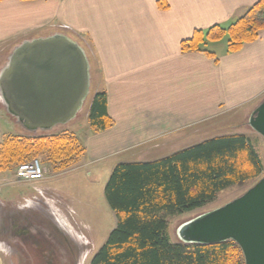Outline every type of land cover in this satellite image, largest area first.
I'll return each instance as SVG.
<instances>
[{
  "label": "crops",
  "instance_id": "crops-1",
  "mask_svg": "<svg viewBox=\"0 0 264 264\" xmlns=\"http://www.w3.org/2000/svg\"><path fill=\"white\" fill-rule=\"evenodd\" d=\"M258 1L2 0L0 70L23 42L64 35L78 43L89 62L88 99L105 94L112 121L106 131L94 134L88 125L75 136L84 149L81 162L114 159L115 167L134 151L164 152L178 144L173 137L237 109L251 116L264 99V30L232 54L227 46L208 51L207 43L203 49L217 61L181 52L180 44L195 31L238 19Z\"/></svg>",
  "mask_w": 264,
  "mask_h": 264
},
{
  "label": "trees",
  "instance_id": "trees-1",
  "mask_svg": "<svg viewBox=\"0 0 264 264\" xmlns=\"http://www.w3.org/2000/svg\"><path fill=\"white\" fill-rule=\"evenodd\" d=\"M166 7L159 3V8ZM263 30L264 0H259L228 24L195 31L191 39L181 42L180 49L217 61L203 49L208 42L225 39L227 54H232L255 42ZM106 104L103 93L91 100L88 125L94 134L112 127ZM3 140L0 172L29 163L40 154H46L45 161L62 171L78 163L84 153L80 141L67 134L33 140L6 136ZM262 171L260 158L242 134L210 138L148 163L117 164L104 188L116 225L90 264H244L240 248L232 241L171 243L167 220L205 206L230 187L260 178Z\"/></svg>",
  "mask_w": 264,
  "mask_h": 264
},
{
  "label": "rangeland",
  "instance_id": "rangeland-1",
  "mask_svg": "<svg viewBox=\"0 0 264 264\" xmlns=\"http://www.w3.org/2000/svg\"><path fill=\"white\" fill-rule=\"evenodd\" d=\"M219 42L221 43L208 42L206 49L219 53L226 48V41L223 39ZM89 103H91L90 99L87 98L77 117L68 124L57 126L44 133L33 134L24 131L15 123L14 119L6 115L4 110H0V143L6 136H18L33 140L41 136L67 134L77 137L78 134L80 138L82 137L80 133L88 127ZM1 104L0 100V108ZM249 115L250 112L245 113V111L237 109L216 121L188 129L181 135L173 137L171 142L178 144H171L172 146L167 150L164 149V152L138 154L134 151L123 156L122 161H125L123 163H143L144 161L148 163L150 161L148 158H164L175 153L171 151L177 152L216 136L242 134L249 139L260 158L263 168L260 178L220 192L212 202L199 209L168 218L167 233L171 243L180 242L178 229L183 224L240 197L264 176V138L250 128ZM46 156V154H40L35 157L43 166L45 172L43 181L18 182L15 179V166L0 172V264H43L39 253L29 243H26L30 241L29 237L13 236L10 228L8 234L1 231L3 230L2 226L8 224L7 221H4V217L11 211L16 216L26 217V220L30 222L29 225L21 222L16 227V231L27 230L35 240H40L42 244L47 243L51 249L45 248L44 252L47 250L54 252L57 263L62 259L63 253L60 248L53 247L49 243L51 241H47L48 231L52 226L56 225L70 244L78 249L76 264H90L95 253L105 244L109 234L115 228V215L109 209L104 197V188L114 169L112 167L114 159L104 160L90 167L83 166V162L79 160L78 163L67 169L58 171L55 169L57 165L51 166V163L45 161L47 160ZM33 222L38 224L37 226L45 228L38 227L39 230H35ZM10 223L15 224L16 221L12 220Z\"/></svg>",
  "mask_w": 264,
  "mask_h": 264
},
{
  "label": "water",
  "instance_id": "water-1",
  "mask_svg": "<svg viewBox=\"0 0 264 264\" xmlns=\"http://www.w3.org/2000/svg\"><path fill=\"white\" fill-rule=\"evenodd\" d=\"M89 87L85 52L64 35L23 42L0 70L4 110L28 133L47 132L73 121ZM248 124L264 138V100ZM178 237L186 245L232 241L240 248L244 264H264V176L240 197L183 224Z\"/></svg>",
  "mask_w": 264,
  "mask_h": 264
},
{
  "label": "flooded vegetation",
  "instance_id": "flooded-vegetation-1",
  "mask_svg": "<svg viewBox=\"0 0 264 264\" xmlns=\"http://www.w3.org/2000/svg\"><path fill=\"white\" fill-rule=\"evenodd\" d=\"M5 212H7V211H5ZM12 220H15L16 223L15 224L10 223V221H12ZM4 221H7L8 224H5V226H2L3 230H1V231L8 234V231L10 228L11 234L13 236L24 235V236H26V238L29 237L30 241L26 242V243H29V245L39 253L41 261L43 264H76V260L78 259L77 258L78 249L75 248L72 244H70L67 237L60 232V229L56 225L52 226L51 229H49L50 231H48V235H47L48 240L47 241H51L49 243H51V245H53V247L61 249V253H63V254H62V259L59 260V263H57V261H55L56 257L54 255V252L49 251V250H47V252H44L45 248L51 249V247L49 245H47V243L42 244L40 242V240H35L34 236H30L29 232H27V230H24L23 232L16 231V227L21 222H25L28 225L30 224V222H28L26 220V217L16 216V214L11 211V213H9L7 216L4 217ZM33 224L35 226V230H39V228L43 227V226H41V227L37 226L38 224H36L34 222H33ZM11 227H12V229H11ZM44 228L45 227H43V229ZM71 241L73 242V240H71Z\"/></svg>",
  "mask_w": 264,
  "mask_h": 264
},
{
  "label": "built area",
  "instance_id": "built-area-1",
  "mask_svg": "<svg viewBox=\"0 0 264 264\" xmlns=\"http://www.w3.org/2000/svg\"><path fill=\"white\" fill-rule=\"evenodd\" d=\"M44 174L41 164L37 160H32L17 167L15 179L23 183L41 181L44 179Z\"/></svg>",
  "mask_w": 264,
  "mask_h": 264
}]
</instances>
